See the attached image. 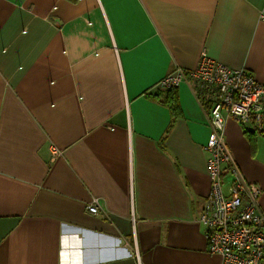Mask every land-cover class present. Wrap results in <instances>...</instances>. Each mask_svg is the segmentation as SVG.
Wrapping results in <instances>:
<instances>
[{"label":"crops","instance_id":"1","mask_svg":"<svg viewBox=\"0 0 264 264\" xmlns=\"http://www.w3.org/2000/svg\"><path fill=\"white\" fill-rule=\"evenodd\" d=\"M202 52L264 86V0H0V264H224L198 222L207 111L154 93ZM224 135L264 215V136Z\"/></svg>","mask_w":264,"mask_h":264},{"label":"built area","instance_id":"2","mask_svg":"<svg viewBox=\"0 0 264 264\" xmlns=\"http://www.w3.org/2000/svg\"><path fill=\"white\" fill-rule=\"evenodd\" d=\"M183 82L208 114L210 132L203 150L209 191L198 217L207 251L219 255L224 264H264V215L259 212L262 190L244 180L224 135L226 121L232 119L241 128L264 136V86L247 70L231 69L205 52L195 69L174 68L155 84L154 90L172 91ZM52 154L58 151L52 148ZM224 167L231 176L226 192ZM85 210L98 215L97 201Z\"/></svg>","mask_w":264,"mask_h":264},{"label":"trees","instance_id":"3","mask_svg":"<svg viewBox=\"0 0 264 264\" xmlns=\"http://www.w3.org/2000/svg\"><path fill=\"white\" fill-rule=\"evenodd\" d=\"M174 90H170V91H167V92H163V93H166V94H169V93H171V92H173ZM154 93H155V95H159L160 93H162V92H159V91H157V90H154Z\"/></svg>","mask_w":264,"mask_h":264}]
</instances>
